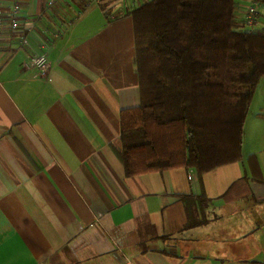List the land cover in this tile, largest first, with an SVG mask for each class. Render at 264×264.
Masks as SVG:
<instances>
[{
	"label": "crops",
	"instance_id": "obj_1",
	"mask_svg": "<svg viewBox=\"0 0 264 264\" xmlns=\"http://www.w3.org/2000/svg\"><path fill=\"white\" fill-rule=\"evenodd\" d=\"M142 1L0 0V264H264V84L238 159L126 175L114 151ZM243 23L264 29V0Z\"/></svg>",
	"mask_w": 264,
	"mask_h": 264
},
{
	"label": "trees",
	"instance_id": "obj_2",
	"mask_svg": "<svg viewBox=\"0 0 264 264\" xmlns=\"http://www.w3.org/2000/svg\"><path fill=\"white\" fill-rule=\"evenodd\" d=\"M237 6L143 0L130 11L140 104L121 112L114 149L126 175L177 164L201 174L239 158L242 124L264 75V29L244 27Z\"/></svg>",
	"mask_w": 264,
	"mask_h": 264
},
{
	"label": "built area",
	"instance_id": "obj_3",
	"mask_svg": "<svg viewBox=\"0 0 264 264\" xmlns=\"http://www.w3.org/2000/svg\"><path fill=\"white\" fill-rule=\"evenodd\" d=\"M259 0H254L251 5H249L246 8L245 15L243 17V20L247 26H252L255 19L256 14V6L258 5ZM14 13H17V7H14ZM11 26L14 28L16 27L15 20H12ZM29 65L32 68H36L39 71H49L50 69V63L47 59V55L45 52H37L35 54H32L28 61Z\"/></svg>",
	"mask_w": 264,
	"mask_h": 264
},
{
	"label": "rangeland",
	"instance_id": "obj_4",
	"mask_svg": "<svg viewBox=\"0 0 264 264\" xmlns=\"http://www.w3.org/2000/svg\"><path fill=\"white\" fill-rule=\"evenodd\" d=\"M246 1H250L251 2V0H246ZM261 84H264V75L259 80V85H261Z\"/></svg>",
	"mask_w": 264,
	"mask_h": 264
}]
</instances>
